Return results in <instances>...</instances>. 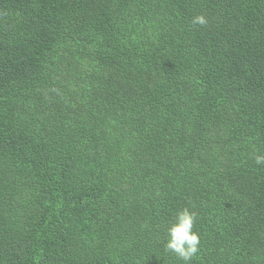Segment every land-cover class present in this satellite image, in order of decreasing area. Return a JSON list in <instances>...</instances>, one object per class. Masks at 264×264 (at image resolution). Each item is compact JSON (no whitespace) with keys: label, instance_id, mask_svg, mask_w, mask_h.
<instances>
[{"label":"trees","instance_id":"16d2710c","mask_svg":"<svg viewBox=\"0 0 264 264\" xmlns=\"http://www.w3.org/2000/svg\"><path fill=\"white\" fill-rule=\"evenodd\" d=\"M257 155L264 0H0V264H264Z\"/></svg>","mask_w":264,"mask_h":264},{"label":"clouds","instance_id":"9594fccd","mask_svg":"<svg viewBox=\"0 0 264 264\" xmlns=\"http://www.w3.org/2000/svg\"><path fill=\"white\" fill-rule=\"evenodd\" d=\"M193 24L205 25L203 16L193 18ZM255 162L258 165L264 164V156L257 155ZM196 214L187 208L178 212L175 222L168 229L169 239L165 245L167 252H174L185 264H191L199 252L200 237L194 229Z\"/></svg>","mask_w":264,"mask_h":264}]
</instances>
